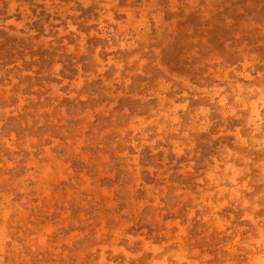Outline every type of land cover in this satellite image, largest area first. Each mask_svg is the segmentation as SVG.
Segmentation results:
<instances>
[{"label":"rangeland","instance_id":"obj_1","mask_svg":"<svg viewBox=\"0 0 264 264\" xmlns=\"http://www.w3.org/2000/svg\"><path fill=\"white\" fill-rule=\"evenodd\" d=\"M0 264H264V0H0Z\"/></svg>","mask_w":264,"mask_h":264}]
</instances>
